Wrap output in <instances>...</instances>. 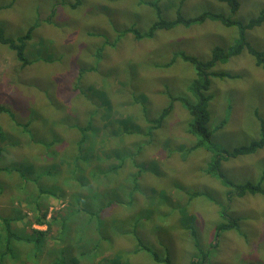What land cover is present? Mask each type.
<instances>
[{
	"label": "rangeland",
	"instance_id": "374dc122",
	"mask_svg": "<svg viewBox=\"0 0 264 264\" xmlns=\"http://www.w3.org/2000/svg\"><path fill=\"white\" fill-rule=\"evenodd\" d=\"M73 1L13 0L0 7L8 37L36 23L24 48L25 66L0 43V105L13 114L0 110V213L12 216L21 238L43 239L13 238L0 264H53L62 253L58 264H167L139 247L149 246L147 240L169 264H264V196L233 197L227 213L239 217L241 230L236 225L215 234L226 217V188L203 171L211 151L188 149L194 137L183 129L188 114L181 103L175 100L161 126L145 134L169 103L167 93H190L192 65L180 58L165 65L173 51L206 60L213 46L232 44L236 27L177 24L142 39L121 32H145L177 11L246 22L264 9V0H238L234 12L219 0H158L154 8L147 3L154 0H81L75 7ZM245 39L264 50V21ZM212 70L237 77H212L208 127L224 123L211 140L226 149L250 142L258 136L254 114L264 118V68L254 66L244 49ZM75 123L90 124L83 143ZM222 173L264 189V146L224 161ZM183 187L216 192L219 202L205 192L188 200ZM71 211L77 215L63 227Z\"/></svg>",
	"mask_w": 264,
	"mask_h": 264
},
{
	"label": "trees",
	"instance_id": "16d2710c",
	"mask_svg": "<svg viewBox=\"0 0 264 264\" xmlns=\"http://www.w3.org/2000/svg\"><path fill=\"white\" fill-rule=\"evenodd\" d=\"M158 0L154 1H147V3L151 6L158 5ZM227 3L229 9L231 12H234L237 10L239 6L238 0H219ZM13 0H10L8 3L4 5H0V7L9 6L11 5ZM81 0H74L71 3V6H78L80 4ZM205 21H216L224 26L230 27L234 26L236 27L238 34L232 44H230L229 47L223 49L219 46H213L211 48V54L210 57L206 60H200L195 56L189 55L186 52H176V50L173 51L172 56L168 63H165L166 66H169L172 62H174L177 58H180L179 60L183 62H189L193 67V73L194 77L190 79V84L188 86L189 89V95H180V94H174L171 95L168 94V97L170 99L169 103L162 108V110L159 112V114L154 117L151 122L152 126H150L146 131L145 134L150 135L153 130L159 128L164 120V117L171 111L172 104L175 100L179 101L183 108L186 110L188 114V120L187 123L184 124L183 129L186 130L188 134H191L194 137L193 142L189 145L188 149L193 150L196 148H204L209 151H211L212 156L208 163V165L204 168L205 175H210L215 178L223 185V188H226V199L225 204L222 208V216H226L222 218L221 221H219L218 225L215 228V234L223 229H226L228 227H231L232 229L234 226L238 225V227L241 230V224L239 223V217H234L228 215L227 211L229 210V204L232 201L233 197H242L246 194H260L264 196V189L261 188L259 183H253L251 180H243V182L237 183L234 182L232 179L227 178L222 173V163L224 161H227L230 158H236L239 155L243 154H251L255 152L257 149L262 148L264 146V118L259 117L258 112L254 114L255 119L257 121V127H258V136L252 139L250 142L247 143L235 145L231 149H226L222 145H218L214 141L211 140V135L214 131H217V129L224 123L222 121L220 124L216 125L214 128H209L208 123L210 121L211 115H210V100L213 98L212 92L209 91L211 83H212V77H218V78H236L237 75H233L227 72L223 71H213L212 67L218 63V62H225L228 61L231 57L236 56L242 52V50H247L254 60V66L262 67L264 68V50H258L254 47H252L245 39V33L247 30H251L255 28L256 26H259L264 21V9L260 11V13L250 19H248L246 22H242L239 20L233 19L231 16H227L225 14L220 13H214L209 11H204L199 13L196 16L193 17H185L182 16L179 11H177V14L174 18L166 20V19H157L151 22L149 27L145 32L138 31L135 27H129V28H123L121 32H131L134 34L135 38L142 39V38H152L156 33L157 29L159 28H171L177 24H180L184 27H190L195 24H201ZM36 26V23L31 24L22 34L16 36V37H8L4 34L3 30L0 28V43L6 45L8 48L14 51L16 59L20 62L21 66H25L29 63V60L26 58L24 54V48L26 46L27 41L30 39V32L33 30V28ZM191 67V68H192ZM89 68H93V66H90ZM192 70V69H191ZM238 77H241V74H238ZM227 98L226 106L229 105L228 96ZM1 111H6L8 114L13 118V114L9 111L8 108L3 107L0 105ZM225 122L228 121L227 117H224ZM90 124H87L84 126L73 124V127H75L77 130H80L82 139L81 142L83 143L85 140L83 133L85 130L90 132L89 128ZM1 134V133H0ZM28 179V178H26ZM39 176H35L31 179L32 184L35 186L36 182L39 181ZM234 179V178H233ZM216 181V180H215ZM220 185V184H219ZM221 187V185H220ZM183 190L185 194L188 196V200L194 199L196 197L203 196V192L206 193V197L215 200L216 202H219L215 194L216 192H212L209 190H196V191H188L186 187H183ZM186 203V202H185ZM187 205V203H186ZM165 214H168V211L166 210ZM76 211H71L68 215H66L62 219V226L64 227L65 221L69 217L76 216ZM43 216V215H42ZM38 222H44L41 220V218L37 219ZM12 216H9L5 214L4 212L0 213V257L5 256L9 252V248L5 249L6 245L15 244L14 240H18L20 242H37L41 243L43 242V239L40 237H35L34 239L26 240L24 238H21V235L12 228ZM160 223H156V225H159ZM164 226V225H162ZM165 227V226H164ZM185 230L187 228L183 226ZM36 232L41 235L43 232L35 229ZM14 239L13 238H17ZM4 239V240H3ZM162 237L160 236V241ZM3 240V241H2ZM150 245H144L142 243H138L139 247L144 251H149L156 261H164L165 263L169 264V260L167 257H161L158 255V251L156 249L155 242L152 240H147ZM2 254V255H1ZM69 257V256H68ZM64 258V254L62 253L56 260L53 261V264H58L61 259ZM70 261H74V259H70ZM191 264H197V261H192Z\"/></svg>",
	"mask_w": 264,
	"mask_h": 264
},
{
	"label": "clouds",
	"instance_id": "9594fccd",
	"mask_svg": "<svg viewBox=\"0 0 264 264\" xmlns=\"http://www.w3.org/2000/svg\"><path fill=\"white\" fill-rule=\"evenodd\" d=\"M38 226H40V225H38ZM37 230H42V229H37Z\"/></svg>",
	"mask_w": 264,
	"mask_h": 264
},
{
	"label": "bare ground",
	"instance_id": "6f19581e",
	"mask_svg": "<svg viewBox=\"0 0 264 264\" xmlns=\"http://www.w3.org/2000/svg\"><path fill=\"white\" fill-rule=\"evenodd\" d=\"M2 255V254H1Z\"/></svg>",
	"mask_w": 264,
	"mask_h": 264
}]
</instances>
